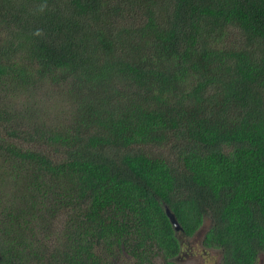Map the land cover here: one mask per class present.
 Here are the masks:
<instances>
[{
  "label": "trees",
  "instance_id": "trees-1",
  "mask_svg": "<svg viewBox=\"0 0 264 264\" xmlns=\"http://www.w3.org/2000/svg\"><path fill=\"white\" fill-rule=\"evenodd\" d=\"M0 103V264L264 258V0H0Z\"/></svg>",
  "mask_w": 264,
  "mask_h": 264
},
{
  "label": "rangeland",
  "instance_id": "rangeland-1",
  "mask_svg": "<svg viewBox=\"0 0 264 264\" xmlns=\"http://www.w3.org/2000/svg\"><path fill=\"white\" fill-rule=\"evenodd\" d=\"M5 99L4 105L11 112L27 110L35 114L38 124L49 127L60 128L68 118L70 112V100L63 91H59L50 84L42 85L40 88H32L26 91L10 90L2 95ZM4 106L0 103V109ZM207 225L205 224L193 238L188 239L179 235L183 246L181 264H221L218 250L206 249L201 243ZM263 257L259 264H263ZM155 262H159V259ZM114 264H123L117 261Z\"/></svg>",
  "mask_w": 264,
  "mask_h": 264
},
{
  "label": "water",
  "instance_id": "water-1",
  "mask_svg": "<svg viewBox=\"0 0 264 264\" xmlns=\"http://www.w3.org/2000/svg\"><path fill=\"white\" fill-rule=\"evenodd\" d=\"M165 212L167 217L169 218L171 224L174 226V229L176 231H179L181 229V227L179 226L175 216L173 215V213L170 211V209L168 207L165 208Z\"/></svg>",
  "mask_w": 264,
  "mask_h": 264
}]
</instances>
